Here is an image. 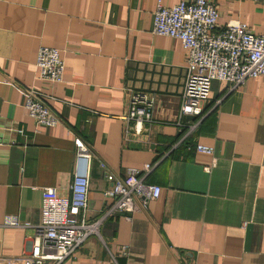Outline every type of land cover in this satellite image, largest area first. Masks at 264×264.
I'll use <instances>...</instances> for the list:
<instances>
[{
	"label": "crops",
	"instance_id": "0c3cea01",
	"mask_svg": "<svg viewBox=\"0 0 264 264\" xmlns=\"http://www.w3.org/2000/svg\"><path fill=\"white\" fill-rule=\"evenodd\" d=\"M179 1L0 0V264L30 253L43 189L68 194L77 139L93 152L88 220L113 201L107 173L158 162L146 180L161 193L129 218L104 217L100 234L61 264H264V75L233 89L213 80L203 119L180 115L187 52L151 32L157 3ZM210 1L219 25L239 21L264 35V0ZM41 46L59 50L61 82L39 77ZM29 89L57 125L28 115ZM136 93L152 104L140 133L121 118ZM9 215L32 226H7Z\"/></svg>",
	"mask_w": 264,
	"mask_h": 264
},
{
	"label": "built area",
	"instance_id": "2783aa9c",
	"mask_svg": "<svg viewBox=\"0 0 264 264\" xmlns=\"http://www.w3.org/2000/svg\"><path fill=\"white\" fill-rule=\"evenodd\" d=\"M217 16V9L210 0H182L170 7L158 2L153 12L151 32L180 40L187 52L180 115H196L203 119L206 115L203 105L209 99L213 80L227 81L233 89L249 78L264 75V35L254 33L239 21L219 25ZM36 65L42 80L62 81L64 62L58 49L39 47ZM25 93L24 107L37 124L55 126L59 123L58 117L39 93L32 89ZM151 105L145 95L131 94L127 111L121 117L125 130L140 133L142 125L152 121ZM18 132L23 131L20 129ZM75 147L68 194L60 195L53 187L43 189L41 220L35 227L38 236L30 253L23 255L19 264H61L90 236L100 234L104 217L123 212L129 218L140 208H147L148 202L157 199L161 193L159 185L146 180L158 162L146 163L140 169L127 168L122 178L107 173L106 179L111 186L106 194L113 201L105 207L102 217L88 220L83 213L87 208L93 152L80 139H77ZM195 150L209 155L213 153L212 146L199 143L195 145ZM4 224L11 227L32 226L12 215L4 219Z\"/></svg>",
	"mask_w": 264,
	"mask_h": 264
}]
</instances>
